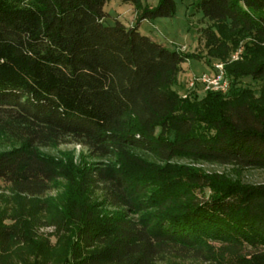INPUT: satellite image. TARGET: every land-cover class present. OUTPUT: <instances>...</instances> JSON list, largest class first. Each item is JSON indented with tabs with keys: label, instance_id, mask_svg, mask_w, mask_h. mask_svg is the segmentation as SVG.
Masks as SVG:
<instances>
[{
	"label": "trees",
	"instance_id": "obj_1",
	"mask_svg": "<svg viewBox=\"0 0 264 264\" xmlns=\"http://www.w3.org/2000/svg\"><path fill=\"white\" fill-rule=\"evenodd\" d=\"M107 1L0 0V193L33 203L0 214V255L24 246L31 264H264V184L192 165L264 168V0L196 2L211 22L200 29L209 55L242 46L224 62L226 92L181 86L183 63L202 55L139 31L174 15L175 0H122L132 25L106 24ZM62 144L87 153L76 164L51 152Z\"/></svg>",
	"mask_w": 264,
	"mask_h": 264
},
{
	"label": "rangeland",
	"instance_id": "obj_2",
	"mask_svg": "<svg viewBox=\"0 0 264 264\" xmlns=\"http://www.w3.org/2000/svg\"><path fill=\"white\" fill-rule=\"evenodd\" d=\"M198 0H175L176 8L172 16H157L152 19H143L139 22V31L153 37L155 40L163 42L169 48L178 49L184 53H195L202 55L201 58H190L182 65L178 80L180 85L186 88L187 82L192 75H198L208 71L211 63H228L234 54L242 50L239 46L237 50L231 51L225 58H219L209 55L208 48L200 33L201 27L210 26L211 22L202 16V12L196 8ZM144 2V0H143ZM149 6H156L160 0H145ZM107 12L104 22L114 24L116 19L125 25H132L136 22L137 14L133 5L122 0H109L104 5ZM208 61V62H207ZM242 85L257 87L259 82L250 78L241 80ZM53 154L60 156L70 155L74 163L81 162L84 153H87L80 145L62 144L57 149L51 150ZM187 162V161H181ZM200 167L209 175H219L233 181L248 184H264V168H237L232 165H219L215 163L192 164ZM2 184H0L1 186ZM60 190L51 191L48 194L49 199L59 198ZM209 193L204 189V194ZM199 195L202 193L198 192ZM7 193H0V214L4 213L9 218L15 213L28 212L33 203L28 199H19L16 197H7ZM15 222L16 219H11ZM10 222V221H7ZM40 232H52L53 227L40 228ZM52 243L55 238L51 237ZM63 244H59L60 248ZM62 249V248H61ZM249 250V249H246ZM35 261L33 252L28 247H17L8 250L0 255V264H31Z\"/></svg>",
	"mask_w": 264,
	"mask_h": 264
},
{
	"label": "built area",
	"instance_id": "obj_3",
	"mask_svg": "<svg viewBox=\"0 0 264 264\" xmlns=\"http://www.w3.org/2000/svg\"><path fill=\"white\" fill-rule=\"evenodd\" d=\"M240 53L241 50L234 54L232 58L237 59ZM197 84H200L204 90L226 92L229 87V81L225 73L224 63H215L210 71L192 75L188 80V87L191 88Z\"/></svg>",
	"mask_w": 264,
	"mask_h": 264
}]
</instances>
